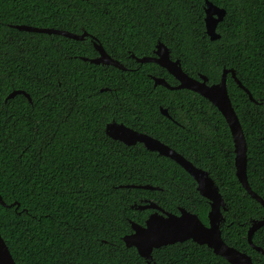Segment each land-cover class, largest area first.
I'll return each instance as SVG.
<instances>
[{
    "label": "trees",
    "instance_id": "16d2710c",
    "mask_svg": "<svg viewBox=\"0 0 264 264\" xmlns=\"http://www.w3.org/2000/svg\"><path fill=\"white\" fill-rule=\"evenodd\" d=\"M209 1L225 10L215 40L205 33L204 0H0V235L15 264H146L122 241L130 222L143 224L152 211L132 207L145 200L171 213L185 208L207 223L208 202L178 163L103 132L109 105L147 99L134 91L145 90L148 74L159 67L131 54L149 56L157 41L189 76L204 74L215 83L223 68H232L249 91L254 101L226 75L246 141L247 181L264 200V0ZM16 24L88 36L75 40ZM90 36L125 69L83 61L95 55ZM164 76L170 83L169 73ZM13 90L30 100L23 94L5 100ZM162 91L158 99L178 124L138 105L135 115L159 119L130 122L208 172L227 207L222 239L263 263L246 239L263 207L235 175L225 119L192 90ZM160 124L166 126L149 127ZM145 184L157 189L139 187ZM251 241L264 250V224ZM151 255V264H230L192 240L162 245Z\"/></svg>",
    "mask_w": 264,
    "mask_h": 264
},
{
    "label": "water",
    "instance_id": "95a60500",
    "mask_svg": "<svg viewBox=\"0 0 264 264\" xmlns=\"http://www.w3.org/2000/svg\"><path fill=\"white\" fill-rule=\"evenodd\" d=\"M225 14V10L214 5L209 0H204V27L205 33L210 40H215L220 37L216 32L217 23L220 22ZM15 28L29 31L42 32L47 34H58L75 40H82L88 36L86 32L80 34L72 33L62 29H54L48 27H33L24 24L13 25ZM98 55L93 58L80 57L83 61H89L94 64L112 65L121 70L125 67L116 59L111 57L103 49L100 43L95 38L90 36ZM155 56L135 57V61L139 63L154 62L163 67L171 74L178 84L170 86L163 78L153 77L154 83H159L169 89H189L210 101L222 114L230 131L233 143V165L235 175L246 190V192L254 198L264 210V200L256 194L249 186L246 175V141L243 130L241 128L238 117L231 105V101L226 87V75L234 79L237 85L242 88L248 95L249 99L254 101L249 91L236 78L232 68H223L219 81L207 84V77L204 74H198V78L189 76L180 66L178 59H171L168 48L160 41L155 45ZM15 94H23L29 100V96L23 90H13L6 97L12 98ZM264 101V100H263ZM257 102V101H255ZM166 113L165 110H162ZM105 134L111 139L123 142L126 145L141 142L144 147L150 151H156L158 154L166 156L178 163L195 181L196 190L205 197L209 209L207 211V224H204L198 216L180 207L178 213L165 211L153 201L145 200L142 204L132 207L137 209H151L143 224L130 222L131 232L122 236V241L127 247H134L146 264H151L153 249L162 245L173 244L175 242H183L192 240L199 245H206L213 253L220 255L230 264H255L252 262L249 255L242 252L231 245L224 242L221 235V225L224 221L222 211L225 210V201L219 191L218 185L209 176L208 172L196 167L191 161L186 159L176 150L168 145L160 142L158 139L145 133L136 132L122 124L115 122L109 123L105 127ZM139 187L147 189H157L156 186L148 184ZM0 203L5 205L0 197ZM13 204V203H12ZM264 224V212L260 219L252 220L247 231L246 239L248 244L264 255V250L256 246L251 241L253 232ZM0 264H15L7 245L0 235ZM264 264V263H263Z\"/></svg>",
    "mask_w": 264,
    "mask_h": 264
},
{
    "label": "flooded vegetation",
    "instance_id": "af4514ba",
    "mask_svg": "<svg viewBox=\"0 0 264 264\" xmlns=\"http://www.w3.org/2000/svg\"><path fill=\"white\" fill-rule=\"evenodd\" d=\"M89 42H90V44L89 45H91L92 47H93V49H94V51H95V55H93L92 57H89V58H93V57H96L97 55H98V52H97V50L95 49V47H94V43H93V41H92V39L91 38H89ZM158 42V41H157ZM156 45V44H155ZM155 45H154V48L152 49V54L151 55H149V56H155ZM87 58V57H86ZM133 58V57H132ZM171 58V57H170ZM171 59H173V58H171ZM174 60V59H173ZM152 63H154V62H152ZM122 64V63H121ZM154 64H156L159 68H158V70H156L155 72H156V75H154V74H148L149 75V77L152 79L153 77H158V78H163L170 86H175V85H177L178 84V81L171 75V74H169L170 76H171V82L169 83L168 82V79H166V77L164 76L166 73H168V72H166V70L163 68V67H161V66H159L157 63H154ZM104 65V64H103ZM166 72V73H165ZM197 78H198V75H197ZM123 84H125V83H121V85H123ZM208 84V83H207ZM210 84V83H209ZM162 87H165V88H167L166 86H164V85H162V84H159V83H154V81H153V79H152V82L149 84V83H147L146 84V89L145 90H143V89H141L140 91H134V93H137V94H140V95H142V94H144V95H146L147 96V99H144L143 100V102H141V103H137V104H135V103H133V102H128L129 104H125V105H122V106H118V107H114L113 105H109V110H111V112L105 117V119H106V122H104V126H103V132L105 133V127H106V125L107 124H109V123H112V122H115V123H118V124H122V125H124V126H126V127H128V128H130V129H132V130H134V131H136V132H139V133H145V134H147V135H150V136H152V137H154V138H156V139H158L157 137H155V136H153V135H151V134H149V133H147V129H143V131H140V130H138V129H136L135 128V123H131L130 121L131 120H138V118H143V120H147V121H157L158 119H159V117L161 118V115L162 116H164V117H166V118H168L170 121H172L173 123H175V124H178V122L173 118V116L171 115V114H169V112H168V107H165V106H163V104H162V102H161V100H159L158 99V95L160 94V96H161V94H162ZM108 88H100L99 89V91H102V90H107ZM140 89V88H139ZM169 89V88H168ZM173 90V89H172ZM136 105H138V106H140V107H142V109H138L139 111H147V112H149V111H153V112H156V111H158L159 112V117L156 115V114H152V113H148V114H146L145 116H138V115H135V113H134V111L137 109V107H136ZM118 110H120V111H125V112H120V113H117V111ZM162 110H165V112L166 113H163L162 112ZM160 120H162V119H160ZM138 126H140V125H138ZM166 126V124H164V125H161L160 124V126H158V125H154V126H149L152 130L154 129V128H156V129H158V128H162V127H165ZM156 129H154V130H156ZM106 135V134H105ZM107 136V135H106ZM110 138V137H109ZM112 140H114V139H112ZM160 142H162V143H164V144H166L164 141H162V140H160V139H158ZM114 141H118V140H114ZM119 142H121V141H119ZM123 143V142H122ZM124 144V143H123ZM126 145V144H125ZM138 145H141V146H143L144 147V145L141 143V142H135L134 144H131V146H138ZM167 145V144H166ZM187 147H189V146H186V148ZM145 148V147H144ZM146 149V148H145ZM148 150V149H147ZM150 151V150H149ZM156 152V151H155ZM246 191V190H245ZM227 209V207H225V210ZM263 212H264V210H263ZM263 215V214H262ZM262 217V216H261ZM207 224V223H206ZM249 226V225H248ZM248 228V227H247ZM250 246V245H249ZM251 247V246H250ZM252 249H254L253 247H251ZM261 248V247H260ZM262 249V248H261ZM255 251H257L256 249H254ZM263 250V249H262ZM243 252V251H242ZM258 253H260L259 251H257ZM246 253V252H245ZM247 254V253H246ZM260 254H262V253H260ZM247 255H249V254H247ZM263 255V254H262ZM250 256V258H251V255H249ZM251 260H252V258H251ZM252 262L253 263H255V264H263V263H256V262H254L253 260H252Z\"/></svg>",
    "mask_w": 264,
    "mask_h": 264
}]
</instances>
